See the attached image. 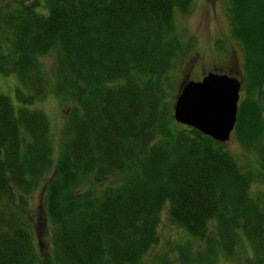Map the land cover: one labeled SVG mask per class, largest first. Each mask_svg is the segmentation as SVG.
Masks as SVG:
<instances>
[{"label": "trees", "instance_id": "obj_1", "mask_svg": "<svg viewBox=\"0 0 264 264\" xmlns=\"http://www.w3.org/2000/svg\"><path fill=\"white\" fill-rule=\"evenodd\" d=\"M189 2L0 1V75L17 82L12 98L0 93V264H141L165 206L203 246H181L176 264L236 248L239 263L264 264V199L249 190L264 180V0H226L241 49L228 138L253 154L245 165L226 141L171 118L168 76L186 54L174 16ZM48 94L67 107L55 151L48 118L30 106ZM41 183L42 254L24 210Z\"/></svg>", "mask_w": 264, "mask_h": 264}, {"label": "rangeland", "instance_id": "obj_2", "mask_svg": "<svg viewBox=\"0 0 264 264\" xmlns=\"http://www.w3.org/2000/svg\"><path fill=\"white\" fill-rule=\"evenodd\" d=\"M2 1V0H0ZM226 0H190L186 13L176 14L174 16V29L176 36L183 43L186 54L183 61L177 67L169 72L168 77L174 81L170 85L169 91L176 94L177 88L186 79L199 80L207 72L227 73L230 77L241 79L239 62L240 47L233 39L227 36V16ZM54 56L46 54L41 58L40 63L46 72L53 67ZM14 75H0V93L12 98L14 87L16 86ZM34 109L43 112L49 120L50 136L52 139L51 149L55 151L58 144V132H60L61 123L64 121L66 105H59L57 100L51 95H46L35 103L30 105ZM225 148L234 153L236 158L246 164L252 160L251 152L244 151L240 144L232 138L226 140ZM250 155V156H249ZM46 176H44L42 183ZM36 187L32 195L26 198L27 205L24 207L26 219L30 224V230L33 234V241L37 244L40 254L47 252L50 246L48 242V222L45 218L44 202H42L43 193L40 186ZM252 195H261L264 199V180L255 182L249 188ZM159 221H157L158 241L149 247L146 253L142 254L141 264H176L177 251L181 246L188 244L186 253H193L195 250L203 248L202 242H196V238L185 235L180 226H175L170 222L167 215V206L159 211ZM209 235V233H207ZM241 252L236 248L233 253L223 256L214 252V257L209 263L205 264H241L236 256H241Z\"/></svg>", "mask_w": 264, "mask_h": 264}, {"label": "water", "instance_id": "obj_3", "mask_svg": "<svg viewBox=\"0 0 264 264\" xmlns=\"http://www.w3.org/2000/svg\"><path fill=\"white\" fill-rule=\"evenodd\" d=\"M239 83L233 76L212 71L196 81L186 79L173 98L172 120L224 143L236 120Z\"/></svg>", "mask_w": 264, "mask_h": 264}]
</instances>
